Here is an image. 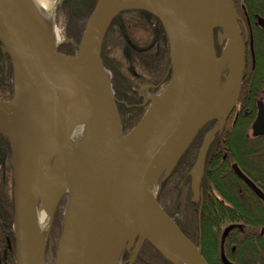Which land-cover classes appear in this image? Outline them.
Returning <instances> with one entry per match:
<instances>
[{
	"label": "water",
	"instance_id": "obj_1",
	"mask_svg": "<svg viewBox=\"0 0 264 264\" xmlns=\"http://www.w3.org/2000/svg\"><path fill=\"white\" fill-rule=\"evenodd\" d=\"M201 2L199 13L190 18L179 0H96L77 50L68 54L59 51L41 31L24 2L0 0V42L11 59L14 80V95L9 101L0 100L1 111L25 100L14 132L9 134L0 126V133L12 146L15 264H46V242L41 245L35 231L32 198L53 160L59 156L64 163L72 130L91 119L94 132L72 188L64 179L56 190L39 197L51 215L50 228L59 203L69 197L54 264H104L109 258L111 217L126 230L124 242L128 249L133 248L130 264L145 242L173 264H208L201 246L167 215L156 196L163 214L154 213L150 200V191L174 168L201 127L211 120H219L222 127L240 96L247 40L240 32L234 0ZM133 9L149 12L162 23L173 64L169 85L176 83L179 99L145 157L130 164L128 145L148 126V112L123 133L117 98L101 53L112 21ZM259 21L263 19L259 17ZM217 29H221L217 32L219 44L226 41L220 57L215 51ZM175 43L180 55L177 68ZM226 64V96L223 105L215 109L214 100L221 94L216 89L218 79ZM252 129L254 136L264 135L261 101ZM211 138L212 132L205 134L189 172L193 202L201 196ZM232 170L264 203V192L253 180L237 164ZM260 234L264 235V227Z\"/></svg>",
	"mask_w": 264,
	"mask_h": 264
},
{
	"label": "trees",
	"instance_id": "obj_2",
	"mask_svg": "<svg viewBox=\"0 0 264 264\" xmlns=\"http://www.w3.org/2000/svg\"><path fill=\"white\" fill-rule=\"evenodd\" d=\"M263 1L234 0L239 16H242L239 19L241 34L248 29L240 2H244L252 23V49L248 52L237 103L238 107L248 108L252 114L240 116L235 124L231 118L228 119L223 135H216L211 140L200 183L202 196L198 202L192 201L193 190L188 173L196 160L204 129L196 134L174 168L164 174L158 183L159 204L187 237L201 246L208 264H264V235L258 231L264 226V203L254 196L231 168L232 163L238 164L264 191V136L252 138L246 135L256 109V94L264 86V31L254 25L255 13L264 14ZM95 3L96 0H65L60 8V15L67 19V35L77 44ZM75 50L76 45L71 42L59 47V51L69 54ZM101 56L111 74L115 95L121 101L118 102V110L123 131L128 133L144 115L138 90L156 89L155 85L164 82L167 70L171 76L167 34L155 15L138 9L128 10L110 24ZM13 95V65L0 42V100L9 101ZM2 139L6 141L7 148L0 149V264H15L12 146L9 138L0 134V148ZM223 153L227 155L225 159ZM186 176L187 184L179 189L180 181ZM63 202H66V197L56 210L48 237L47 246L54 253L49 264H54L62 233L66 208ZM250 206L258 209L252 211ZM132 252V248L125 247L122 261H129ZM134 264L173 263L145 242Z\"/></svg>",
	"mask_w": 264,
	"mask_h": 264
},
{
	"label": "bare ground",
	"instance_id": "obj_3",
	"mask_svg": "<svg viewBox=\"0 0 264 264\" xmlns=\"http://www.w3.org/2000/svg\"><path fill=\"white\" fill-rule=\"evenodd\" d=\"M24 2L25 8L34 22L42 32L51 35L49 26L53 22V15L56 6L50 0H20ZM185 14L190 18H194L199 13L202 2L201 0H179ZM60 3V0L59 2ZM45 11V13L43 12ZM51 27V26H50ZM59 42L60 39L58 38ZM229 48L226 51L225 58L228 59L230 52ZM173 57L175 68L179 63V49L177 43L174 45ZM226 93L217 94L215 98V106L217 109L223 105V100ZM179 99V93L176 83L173 81L168 89L161 95L155 97L150 105L146 115L145 122L148 126L136 135L128 145V161L130 164L141 160L145 157L147 149L157 138L162 131L165 123L169 118V113L175 109ZM25 100L12 107L5 112L1 111L0 104V126L3 130L12 134L20 120L21 114L25 109ZM218 106V107H217ZM95 121L89 120L86 124L74 128L71 132L70 141L65 148L64 163L59 156L56 157L55 167L51 168L40 181L39 189L33 195V221L35 231L41 245H44L48 236L51 215L48 214L46 205L39 197L47 195L51 191L56 190L61 182L65 179L68 182L69 189L72 188V183L82 159L89 147L91 136L94 132ZM150 200L154 213L163 214L160 206L155 201V189L150 191ZM126 230L123 228L114 217L110 219V237H109V258L104 261V264H120L119 257L122 251Z\"/></svg>",
	"mask_w": 264,
	"mask_h": 264
},
{
	"label": "flooded vegetation",
	"instance_id": "obj_4",
	"mask_svg": "<svg viewBox=\"0 0 264 264\" xmlns=\"http://www.w3.org/2000/svg\"><path fill=\"white\" fill-rule=\"evenodd\" d=\"M263 4H264V1H263ZM235 8H236V4H235ZM242 8V12L244 13V15L246 14V16L248 17V19H250L249 18V16H248V12H247V10H246V8L244 7V5L243 4H241L240 5V9ZM236 10H237V8H236ZM237 13H238V15H239V11L237 10ZM259 17H261L262 19H263V21L262 22H260L259 21ZM242 19V16H240V20ZM240 20H239V22H240ZM254 25L256 26V25H258V28H261V30H263L264 31V14H262V13H255V15H254ZM218 30V29H217ZM217 30H215L214 31V35H215V49H216V54L218 53V50H220L219 49V47H218V41H217V39H216V33H217ZM242 36H243V38L245 39V35L244 34H242ZM248 49H249V47H248V41H247V43H246V66H247V59H248ZM218 56V55H217ZM172 67V66H171ZM245 70H246V67H245ZM226 69L223 71V73H222V77H221V80L222 81H224L225 80V74H226ZM245 74V73H244ZM171 75H172V68H171ZM170 76V71L169 70H167V73H166V76H165V79H164V82L163 81H161L160 83H158L157 85H155L156 86V89H154V90H151V91H148L147 89H144V88H141V89H139L138 90V92H139V96H140V98H141V103H140V105L141 106H145L144 104L146 103V102H148V101H150V100H152V98L154 97V96H156V95H160L161 93H162V91L164 90V88L167 86V84H168V82L165 84V81H166V79H168L169 78V80H170V78H171V76ZM243 78H244V75H243ZM168 80V81H169ZM243 83V82H242ZM163 86V88L162 89H160V87H162ZM146 88V87H145ZM145 90H147V91H145ZM159 90V91H158ZM156 91V92H155ZM240 97V96H239ZM117 98V97H116ZM238 101H239V99H238ZM255 101H256V103H255V106H256V109H255V113H254V115H253V118H252V120H251V124H250V126L248 127V129L246 130V135L247 136H249V132H250V130H251V136H249V137H252V138H256V137H261V136H254L253 135V129H252V126H253V124H254V122H255V120H256V118H257V116H258V102L259 101H261V102H263L264 103V86H262L261 88H260V90L257 92V94H256V98H255ZM121 103V101H119L118 99H117V103ZM250 114H252V111H250L248 108H244V109H241V107H238V104L235 106V108L233 109V111L230 113V115H229V117H228V119H232V122H233V124H235L236 122H237V120H238V118L240 117V116H247V115H250ZM227 119V120H228ZM227 120H226V122H227ZM207 124H209V125H207ZM207 125V126H206ZM225 125V124H224ZM224 125L221 127L220 125H219V120H213V121H210V122H208V123H205L203 126H202V128L200 129L201 131H202V129H204L203 130V133H202V140H203V138H204V136H205V134L206 133H208V132H212V139H214L215 138V136L216 135H218L219 137H221L222 135H223V133H224ZM199 130V131H200ZM1 134V133H0ZM262 136H264V135H262ZM211 139V140H212ZM223 140H225V139H223ZM6 141L5 140H3L2 139V142H1V148L0 149H4L5 150V148H7V146H6ZM199 149V148H198ZM208 152H209V150H208ZM197 153H198V151H197ZM208 154V153H207ZM226 153H223V159H225L226 158ZM232 165H233V163L231 164V168H232ZM238 165V164H237ZM189 174V173H188ZM190 176V175H189ZM251 178V177H250ZM252 179V178H251ZM253 180V179H252ZM254 181V180H253ZM187 182H188V177L186 176V177H184V178H182V180L180 181V183H179V189H181L184 185H186L187 184ZM190 182H191V177H190V180H189V185H190ZM255 182V181H254ZM251 191V190H250ZM252 192V191H251ZM253 193V192H252ZM254 194V193H253ZM254 196H255V194H254ZM256 197V196H255ZM257 198V197H256ZM258 199V198H257ZM250 208H251V210L252 211H255V209H258L257 207H252V206H250ZM137 258V257H136ZM136 260V259H135ZM135 262V261H134ZM134 262L132 263V264H134ZM123 264H130L129 263V261H128V259H125V260H123Z\"/></svg>",
	"mask_w": 264,
	"mask_h": 264
},
{
	"label": "rangeland",
	"instance_id": "obj_5",
	"mask_svg": "<svg viewBox=\"0 0 264 264\" xmlns=\"http://www.w3.org/2000/svg\"><path fill=\"white\" fill-rule=\"evenodd\" d=\"M50 1H51L52 4H54L56 6V8L54 10V15H53V22L50 25L51 27L49 26V28H48L49 29V32H50V35H51V41H52V43L55 46L61 47L62 46V42L65 41V40H67V41H72L71 44H73L75 46L77 44L75 42V40L67 35V19H66L65 16L60 15V13H59L60 12V8L62 7V4L63 3H61V5H59L60 4V3H58L59 0H50ZM241 4L244 5V2H240V5ZM43 12L45 13L44 10H43ZM244 20H245L244 24L246 25V28L248 29V32H246L244 35H245V39L248 41V47H249L248 52H251L250 48L252 49V31H253L252 30V23H251V20L248 19V17L246 16V14L244 16ZM256 26H258V25H256ZM218 30H221V29H218ZM218 30H217V32H218ZM58 38L60 39V42H59ZM216 39H217V33H216ZM217 41H218V39H217ZM217 44H218V47L220 49V50H218L217 55H218V57H220L221 54H222V52L224 51V48H225V45H226V41H224L223 44H221V45L219 44V41H218ZM117 53H118V51H117ZM225 69L227 70L226 71V74H225V76L227 77L228 72H229V69H228V65L227 64L222 68V71H221L220 76H219V79H218L217 88H216L217 89V92L218 93H221V94H223L226 91V77H225V80L224 81L221 80L222 73H223V71ZM156 96H158V95H156ZM156 96H154L151 101H148V102H146L144 104L145 106H144V115H143V117L148 112V110L150 108V105H151L153 99ZM249 136H251V130L249 132ZM55 160H56V158L53 160V162H52L49 170L51 168H54L55 167V163H56ZM156 194L157 193H156V190H155V195ZM65 197H66V202H63V203H65V205H67L68 204L69 197H68V195H66ZM262 227H259L258 228V231H260ZM48 237H49V235H48ZM48 237L46 239V247H45V249H46V252L45 253H46V262H47V264H49V262L51 261V259L54 257V253L52 252L51 247L47 246ZM125 244H126V242H124V245L123 246H125ZM119 261H120V264H123V262L121 261V259H119Z\"/></svg>",
	"mask_w": 264,
	"mask_h": 264
}]
</instances>
